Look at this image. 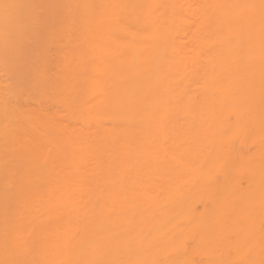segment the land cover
I'll return each instance as SVG.
<instances>
[{
    "label": "bare ground",
    "instance_id": "6f19581e",
    "mask_svg": "<svg viewBox=\"0 0 264 264\" xmlns=\"http://www.w3.org/2000/svg\"><path fill=\"white\" fill-rule=\"evenodd\" d=\"M0 264L264 262V0H10Z\"/></svg>",
    "mask_w": 264,
    "mask_h": 264
},
{
    "label": "snow or ice",
    "instance_id": "6c2138e0",
    "mask_svg": "<svg viewBox=\"0 0 264 264\" xmlns=\"http://www.w3.org/2000/svg\"><path fill=\"white\" fill-rule=\"evenodd\" d=\"M13 5L10 3V0H0V11L7 12L11 9ZM264 264V262H262Z\"/></svg>",
    "mask_w": 264,
    "mask_h": 264
}]
</instances>
